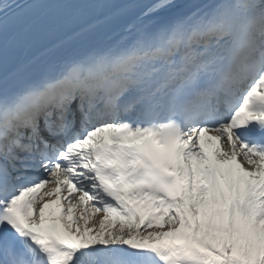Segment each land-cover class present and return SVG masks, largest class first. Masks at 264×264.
Returning <instances> with one entry per match:
<instances>
[{"label":"snow or ice","instance_id":"snow-or-ice-1","mask_svg":"<svg viewBox=\"0 0 264 264\" xmlns=\"http://www.w3.org/2000/svg\"><path fill=\"white\" fill-rule=\"evenodd\" d=\"M0 264H264V0H0Z\"/></svg>","mask_w":264,"mask_h":264}]
</instances>
